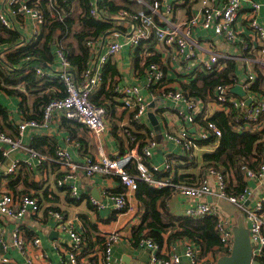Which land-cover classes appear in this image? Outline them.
<instances>
[{"label": "built area", "instance_id": "obj_1", "mask_svg": "<svg viewBox=\"0 0 264 264\" xmlns=\"http://www.w3.org/2000/svg\"><path fill=\"white\" fill-rule=\"evenodd\" d=\"M74 0H0V21L4 26L13 30H20L23 18L30 19L33 25V35L30 39H36L42 31L46 21V11L52 17L63 20L65 17L64 3ZM107 0H88V9L91 17L102 21L114 23L112 30L98 37L89 36L86 38V45L90 50V58L85 70L80 76L73 72V64L68 59L62 38H57L54 47L56 57L59 59V67L46 69L40 61L33 65V70L40 78L58 77L65 85L66 95L53 98L43 107L42 119H25L17 124L19 136L21 137L27 127L49 128L59 118H66L83 124L100 142L107 131H112V125L108 124V109L106 105H97L91 99L92 92L104 83V70L106 64L123 48L130 47L141 54V66L147 80V87L152 100L158 97L171 99L179 103L176 112L181 119L182 125L177 131L168 132L166 137L180 145L188 155L199 149L202 145L198 140L215 136L220 139L222 131L219 126L209 120V117L200 115L204 109V101L197 96L187 94L182 90H175L165 84L166 70L163 62H146L151 55L146 44L153 39H158L163 49L171 53L173 49L174 59L187 64L190 68L191 62H197L198 68L202 71L220 70L225 66L227 59H240L246 68V79L236 80L229 85L219 84L210 98L215 101L218 110L228 113L232 107L244 111L247 123L244 127L258 128L262 126L261 117L264 115V93L253 91L252 84L258 77L257 67L264 68V24L261 23L258 15L264 8V0H189V4L196 1L200 3V9L183 21L176 20V6L185 4L187 0H131L135 1V7L117 1V10L112 11L106 3ZM245 2L249 10L244 12L245 20L249 27V34L241 33L237 28V22L241 19V10ZM73 9V4L70 10ZM212 30L216 35L222 36L227 42L241 44L240 55L233 53H221L214 49V42L207 37H194L196 28ZM25 38V37H24ZM27 40V39H25ZM106 47L102 51V47ZM5 46L0 43V57L4 55ZM148 50V51H147ZM198 51H202V58L198 57ZM243 52V53H242ZM35 59V56L28 55L25 61ZM242 84L247 91L245 97L232 92V87ZM23 83L13 85V88L21 90ZM123 108L130 112L131 123L144 124L148 113L149 101L143 95L141 86L138 84L126 85L121 90ZM251 98L248 104L247 99ZM204 122V124L202 123ZM191 127L197 132L192 134ZM123 133L131 134V127L123 125ZM241 129V126H235ZM134 140L135 137L131 136ZM3 143L9 144L8 148ZM21 146V140L16 139L0 129V149L4 156ZM158 146L157 140L149 136L143 145V157H152L154 148ZM31 155L38 160L44 161L37 150L30 148ZM261 161L257 169L243 166L246 180H261L264 178V147L260 155ZM137 161L138 173L132 175L127 167L131 161ZM55 160L64 167L65 172L56 180V186L66 188L74 199H81L82 195L77 184L73 183L79 173L92 177L97 173L114 174L121 178V181L129 191H136L138 179L157 187H173V193H180L195 201L185 211L186 216L203 218L206 216L217 217L216 231L221 241L220 250L213 253V259H205L201 256L200 246L189 239L186 243L183 256L190 264H215L217 259L223 255L230 254L234 242V221L229 216L221 213L214 202L208 200L209 196H216L227 199L238 206L246 217L248 228L253 240V259L264 264V195H262L254 206L247 204V197L251 189L246 186L240 195L227 193V180L225 175L215 167H209L206 174L192 182L175 181L174 162L167 157L165 169L170 171L166 177H158L157 165L148 164L143 158L135 156L133 151L122 155H106L102 150L99 157L86 155L81 163L75 162L70 152L63 147L56 150ZM19 166V161H14L7 169V173L14 172ZM212 178L215 183H212ZM108 201L90 197V204L94 208L102 209L111 205L117 211L133 210L136 205L132 203L125 192L107 193ZM40 199L32 193L24 192H3L0 195V213L7 217L23 218L29 214H37L41 210ZM49 214L55 219L59 230L66 232L69 236L66 255L61 258L60 264H81L82 255L88 243L84 231L75 229L66 219L64 213L58 209H49ZM121 239L118 231L109 232L103 235L101 256L103 264H120L113 258V247ZM41 238L36 236L29 242L23 235L20 228L12 232L11 240L0 237V264L11 263L6 252L11 247L16 248L27 260L32 262V249L41 246ZM140 244L150 249L151 264H181L182 254L163 253L161 246L152 238H144Z\"/></svg>", "mask_w": 264, "mask_h": 264}, {"label": "crops", "instance_id": "obj_2", "mask_svg": "<svg viewBox=\"0 0 264 264\" xmlns=\"http://www.w3.org/2000/svg\"><path fill=\"white\" fill-rule=\"evenodd\" d=\"M117 1L121 0H115V2ZM123 2L128 4L127 0H123ZM132 6L135 7V5ZM199 9V1L188 4V6L183 3L178 4L176 6V20L183 21L193 13H197ZM248 10L249 5L245 2L244 8L240 11L242 13L241 19L237 22V28L244 34L250 32L244 17V12ZM258 17L261 23L264 24V8L259 11ZM19 31L23 37L22 39L29 40L32 37L33 25L30 19L23 18ZM193 35L196 39L201 36L209 38L214 42V49L221 53L241 54L236 44L227 42L212 30L198 27ZM144 47H147L149 50L147 51L151 55H156L160 60L159 62L164 63L166 70L165 84L172 89L184 91L182 89L183 83H190L196 77L197 72L202 71L198 68L197 62H191L190 68H188L186 63L174 59V50L171 49V53L165 52L158 39H153ZM105 49V46L102 47V51ZM54 54V61L46 69L53 68L55 70L59 67L55 47ZM138 56L140 57L139 63L136 62ZM198 57L202 58V51H198ZM237 61L240 68L238 70L239 80L242 81L246 79V68L243 61L240 59H237ZM108 63V65L115 66L118 71L114 76V87L108 83L106 87L103 88L101 85L102 87L100 86L92 92L93 98L96 94H99V97L96 98L98 103L107 106L108 124L113 127L112 131L104 133L100 142L93 137L92 133L83 124L78 125L77 122L65 118L56 119L49 128L45 129L27 127L23 135L19 136L17 124L27 119V112H33L34 99L46 95L57 97L61 93V90L55 84L49 83L52 80H47L46 86H44L45 82H41V89L37 93L36 90H33V92L26 90V95H28L26 101L28 105L26 107L22 106L21 96L0 90V102L7 107L8 111L6 121L0 119L2 127L0 129L21 140V146L11 151L8 156H4V159L0 161V195L7 191L32 193L40 199L42 206L37 214H29L21 219L7 217L0 213V237L9 241L12 232L16 228H20L29 242L36 236H39L42 241L39 248L32 249V262H27L16 248L11 247L8 249L6 256L12 260L8 264H60L61 258L66 255L69 236L66 232L58 229L55 219L49 214V209L62 211L75 229L82 230L86 234L88 243L82 255L81 264H103L101 256L103 235L115 231H118L121 235V239L113 247V258L116 261L120 264H151L149 260L150 249L137 243L134 237V228L141 223L144 212V207L138 199L136 191H129L127 187L123 191L127 194L129 200L136 205L133 210L117 211L112 207L111 201H109L111 205L106 208H94L89 202L91 196L107 202V193L116 192L115 190L123 184L119 180V176L114 174L97 173L92 177H88L84 173H79L78 178L72 182L77 184L82 198L75 203L69 199L70 196H68L66 190L56 186V179L65 172L64 167L55 160L58 147L66 148L72 159L78 163H81L86 155L99 157L101 150L110 156L122 155L132 150L135 156L143 158L149 164L157 165L159 169H165V161L167 157L170 158L174 162V171H176L177 165L179 166L177 173L179 176H184V181L192 182L206 174L204 153L215 151L219 145V140L217 139L213 144L202 145L188 155L180 145L167 139L168 132L177 131L182 125L176 112L179 103L173 102L171 99L158 97L161 101L155 108V114L160 123L159 129L152 124L148 113L144 119L145 131H149V136L154 137L158 142L152 157L144 158L139 154L137 144L134 147L131 146L129 138L121 129L123 125L133 126L130 112L123 108L124 101L121 90L126 85L138 84L141 86V91L146 99L149 102L152 101L141 66V54L137 50L126 46ZM257 68L264 77V68L256 66ZM11 87L13 88V85ZM21 90L25 91V86L24 88L22 86ZM217 110L218 107L215 101L210 98L204 102V109L200 117H210ZM190 129L192 134L195 135L197 130L194 127ZM3 146L8 148L9 144L3 143ZM30 148L37 150L44 156V161L38 163V160L31 155ZM178 157H187L189 160L182 162ZM16 160L19 161L17 169L12 173H7L8 167ZM212 183H215L213 178ZM247 186L252 191L247 197V204L254 206L256 201L264 195V178L261 180H247ZM208 200L217 204L222 214L233 219L234 227L238 224L240 218H243L248 227L246 217L238 206L221 197L211 196L208 197ZM194 203L195 201H192L189 197L180 193H172L165 201L162 211L166 219L185 217L186 209ZM164 237L161 252L182 254L181 264H190L189 260L183 256L186 243L190 238L169 240V233L165 234ZM213 253V251H210L204 255L201 251V256L212 260Z\"/></svg>", "mask_w": 264, "mask_h": 264}, {"label": "trees", "instance_id": "obj_3", "mask_svg": "<svg viewBox=\"0 0 264 264\" xmlns=\"http://www.w3.org/2000/svg\"><path fill=\"white\" fill-rule=\"evenodd\" d=\"M127 1L130 5L136 4L135 1ZM188 1L184 5L188 6ZM106 3L112 11L119 8L115 0H107ZM72 4L73 9L70 10ZM62 7L64 8L65 14L63 20L55 19L50 15L49 10L45 9L46 21L42 27L41 34L36 39H22L23 37L20 31L7 28L0 21V43L5 46L4 55L0 57V90L21 96L23 107L28 105L26 102L28 99L26 90L32 92L36 90L37 93L41 89L40 83L45 82L44 86H46L47 80H52L49 83L55 84L61 90V93L57 97L66 95L65 85L60 78H40L33 70V65L37 61H40L44 67L51 66V63L55 59L53 45L57 38H62L67 57L74 66L73 72L77 76H80L85 70L90 58V50L85 43L86 38L106 34L115 26L111 21H102L91 17L88 9V0L70 1L64 3ZM234 44L238 48H241V44ZM28 55L35 56V59L25 61L24 58ZM139 60L140 57L138 56L136 62L139 63ZM151 61L159 62L160 60L156 55H150L146 62ZM225 61V66L220 70L198 71L196 77L190 83H183L182 89L187 94L200 97L204 102L208 101L217 85H229L240 79L238 75L240 68L237 59H227ZM108 64H106L104 70L103 88L108 83L114 87V76L118 73L115 66ZM257 70L259 72L258 77L252 84L251 90L264 93V77L258 68ZM19 83L24 84L25 91L11 87V85H17ZM109 94L111 93L109 92ZM57 97H48L46 95L45 97L35 98L33 112H27L26 118L42 119L44 105ZM97 97H99V94H96L94 98L93 94H91L93 103L102 105L97 102ZM25 109L27 110V108ZM7 115V107L0 102V119L6 121ZM208 119L219 126L222 131V136L219 139V145L215 151L204 153L206 170L209 167L218 169L226 177L227 193L230 195H240L247 186L243 166L257 169L261 161L260 155L264 147V115L261 117L262 126L255 129L252 127H244L247 123L245 113L235 107H232L228 113L217 110ZM202 123L204 124L203 121ZM76 124L82 125L79 122ZM235 126H241V129L237 130ZM130 127L132 131L127 137L131 142V146L134 147L137 144L139 154L143 156L142 148L149 137V131H145L146 128L143 124L134 123ZM131 136H134L135 139L133 140ZM216 140V137L212 135L208 138L198 140V143L200 145L213 144ZM178 158L182 162L189 160L187 157ZM3 159V151L0 149V161ZM178 168L179 166L177 165L174 173L175 181H184V176H179L177 173ZM127 170L132 175L138 173L137 161L135 159L128 165ZM156 174L160 178L166 177L170 175V171L158 169ZM119 180L121 181L120 177ZM137 182L136 194L144 207L142 221L134 228V237L137 243H140L144 238H152L161 246L164 243L165 234L169 233V240L190 238L200 246L204 255L210 251L216 252L220 250L221 241L216 231L217 217L206 216L203 218H193L185 216L166 219L162 209H164L165 201L173 193V187L157 188L142 179H138ZM121 183L123 184L122 181ZM125 187V184H123L115 191L122 193ZM63 189L68 192L66 188ZM68 196H70L69 192ZM69 199L75 203L79 201L71 196Z\"/></svg>", "mask_w": 264, "mask_h": 264}, {"label": "water", "instance_id": "obj_4", "mask_svg": "<svg viewBox=\"0 0 264 264\" xmlns=\"http://www.w3.org/2000/svg\"><path fill=\"white\" fill-rule=\"evenodd\" d=\"M232 92L245 97L247 91L243 88L242 84H236L232 87ZM251 98L247 99L248 104L251 103ZM160 98L153 99L148 105V116L155 128H160V123L155 108L159 105ZM211 197V196H209ZM234 242L233 249L230 254L219 257L215 264H262L260 261L253 259V240L249 228L246 226L243 218L233 228Z\"/></svg>", "mask_w": 264, "mask_h": 264}]
</instances>
